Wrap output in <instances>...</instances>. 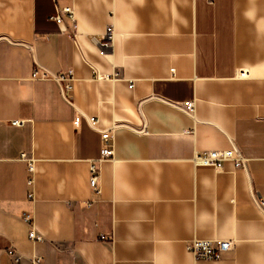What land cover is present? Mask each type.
Returning <instances> with one entry per match:
<instances>
[{"label": "crops", "instance_id": "crops-1", "mask_svg": "<svg viewBox=\"0 0 264 264\" xmlns=\"http://www.w3.org/2000/svg\"><path fill=\"white\" fill-rule=\"evenodd\" d=\"M55 4L74 19L57 23ZM108 23L100 55L91 37ZM37 65L73 69L67 98ZM109 127L114 153L98 161ZM263 141L264 0H0V264L10 245L43 264H264ZM232 145L244 166L191 161ZM193 237L234 245L197 259Z\"/></svg>", "mask_w": 264, "mask_h": 264}, {"label": "built area", "instance_id": "built-area-1", "mask_svg": "<svg viewBox=\"0 0 264 264\" xmlns=\"http://www.w3.org/2000/svg\"><path fill=\"white\" fill-rule=\"evenodd\" d=\"M56 0H54V3ZM63 15H67L69 18L74 19V11L71 6L59 7L55 4V13L50 15L57 23L63 22ZM74 29V26L72 30ZM75 35V31L72 32ZM114 37V28L111 23L105 25V28L100 36L93 35L91 37L92 43L95 45L98 53L100 55H106L112 50ZM240 75H246L245 71H240ZM30 76L33 79H53L56 81L60 87V92L63 97L67 98L66 91L71 88V82L74 79L73 69L69 68L58 73L51 72L42 66H35ZM132 83L129 84L131 86ZM181 106L188 112L194 111V101L193 99L184 100ZM87 120L89 124L98 128V119L95 116H88ZM80 121V115L76 114L73 118V122L77 125ZM13 125H20L22 123L21 119H14L11 121ZM112 127L100 129V153L98 156V161L112 157L114 153L113 142L111 139ZM264 142V141H263ZM20 158L26 161L27 170L30 175L28 176L27 183L32 185L33 183V171H34V158L28 155L26 152L20 153ZM227 160H231L235 166H244L246 162V157H244L239 149L232 145L228 148L223 149H204L195 151L191 157V161L195 165L210 166L215 169H221ZM99 168L92 162L89 166V185L91 189L98 193L99 189ZM29 195H32L30 191ZM255 201L262 211H264V198L255 196ZM24 219L29 220L30 217L24 214ZM28 238L31 240H41L43 237L35 229L33 224L29 226L27 232ZM105 238V237H103ZM234 240L229 238H199L193 237L186 241V249L193 254L197 259H218L221 258L225 253L233 248ZM4 252L10 256L13 264H43L42 256L38 253H33L29 256H24L18 249L12 245L5 247Z\"/></svg>", "mask_w": 264, "mask_h": 264}]
</instances>
